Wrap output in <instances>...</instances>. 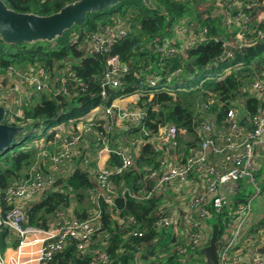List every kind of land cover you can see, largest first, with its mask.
<instances>
[{
  "label": "built area",
  "instance_id": "1",
  "mask_svg": "<svg viewBox=\"0 0 264 264\" xmlns=\"http://www.w3.org/2000/svg\"><path fill=\"white\" fill-rule=\"evenodd\" d=\"M231 1L236 3L235 13L229 12L230 4H225L227 0H214V6L225 7L226 29L230 31L233 26L238 29L233 39L223 43L225 57L231 55L229 50L231 47L253 44V40L249 41L245 38L253 18L244 11L243 0ZM251 1L246 5L247 8L263 6L254 19L264 22V0ZM201 13L205 14V11ZM178 30L185 34L186 43H177L174 38L162 41L154 39L148 46H152L161 59L175 55L185 57L188 48L211 40L207 26H201L195 22L189 23L184 18L176 24L175 31ZM127 33L128 25L124 21L116 20L102 26L98 31L87 35L84 42L86 54L108 50ZM241 65L238 63L234 67ZM64 70V73L57 71L55 66L52 70H48L39 61L27 64L22 69L9 66L0 70V105L5 108V120H13L14 116L22 117L23 107L35 102L42 94L69 95L65 74L69 77L74 74L68 71L69 67H65ZM126 71L127 67L121 63L118 55H112L106 59L100 80L103 99H108L105 86L114 91L121 85L120 75ZM180 72L181 68H176L173 74L177 75ZM159 78L155 71H151L146 76V88L132 94L118 96V98L127 95L150 96L154 92L174 94V89L171 87L157 86ZM9 93L13 101H8ZM251 95L260 102L256 113L249 120L251 128L240 123L238 107H230L220 124H216L211 119L199 121L196 132L200 142L188 151L169 153L167 145H171L173 149L179 147L178 135L181 130L174 124L162 126L149 139L153 149L160 153V167L148 171L147 177L153 182L149 189L144 191L135 192L121 182L115 184L112 179L116 173L134 166V160L144 143L142 137H131L126 148H112L108 140V135L118 122L129 128L141 123L145 110L140 106L128 108L114 106L111 103L105 105L102 118H88L87 121L84 119L79 129L70 132L68 136L61 137V142L54 152H49L45 148L39 149L38 155L43 157L45 163L41 165V162H33L26 175L2 191L3 198L10 207L3 214L0 204V226L6 227L17 241V245L7 263L3 258L0 264H44L52 258L54 252L63 249L72 240L76 241L77 249L81 253L92 255L89 264H109L111 261L109 254L101 248L92 246L94 226L101 224L103 210L110 213L111 218L116 219L120 226L125 223L129 235L140 237L143 232L137 228L134 218L119 217L120 208L116 199L130 198L138 201L157 196L163 198L166 193L172 195L176 208L177 201H182L185 229V236H183L185 242L183 244H178L176 241L169 242L167 247H170V250L176 249L180 257L189 260V264H208L202 250L209 244L212 235L207 232L211 228L207 221L209 219L216 221V216L220 217L223 224L222 231L217 234L215 242L218 263L264 264V252L258 251L264 246V229L254 233L244 231L245 226L252 219V199L259 198L260 195L264 196V190L260 188L254 175L255 152L260 148L264 149V77L252 81ZM51 128L41 133V136L34 141V145L44 140L46 133L54 132L57 126L52 130ZM140 131L145 135L149 133L143 127ZM90 133L94 135L96 143L101 144L100 152H116L121 158L120 166L114 164L89 169L90 178L94 183V187L87 191L93 203L92 211L86 218L78 219L66 216L64 211L57 210L48 228L30 224L25 207L22 206L23 203L42 194L58 177H66L64 165L69 161L82 156L85 166L88 167L89 153L85 150L89 146L84 140ZM56 137H58L57 134ZM243 183H250L253 193L246 201L234 203L231 195L236 194ZM165 206L164 204L158 207L163 216L155 221L156 230L159 231L165 224L170 223L174 226L172 234L177 236L180 218L173 213L168 214L169 208ZM104 236L108 237V234L105 233ZM193 253L195 257L188 258ZM159 256L164 258L163 254ZM131 264L165 263H161L158 256L143 259L140 252H134Z\"/></svg>",
  "mask_w": 264,
  "mask_h": 264
},
{
  "label": "trees",
  "instance_id": "2",
  "mask_svg": "<svg viewBox=\"0 0 264 264\" xmlns=\"http://www.w3.org/2000/svg\"><path fill=\"white\" fill-rule=\"evenodd\" d=\"M2 1L8 8L17 12L49 15L75 0ZM150 3L151 6L143 0H123L106 9L87 13L81 24L72 25L51 41L8 44L0 39V70L9 66L22 69L27 64L39 61L48 70H52L55 66L57 71L64 73V68L69 67L68 71L74 74L71 77L65 74L70 96L64 94L59 99L52 94H42L35 102L23 107L22 117L14 116L13 120L6 119V123L22 126L25 131L16 134L10 146L0 152V204L3 214L10 205L5 202L2 191L17 182L25 172L27 173L36 159L35 149L27 142L39 137L37 130L41 129L42 133H45L53 126L76 122L100 104L109 105L118 96L146 88V76L152 69L160 74L158 86L164 84L168 75L181 63H185L184 72H199L196 81H187L184 84L188 89L198 85L206 76L214 77L206 79L200 87L179 90L174 93L175 95L155 92L151 99H148V95L138 98L137 105L144 108L145 116L138 126L130 127L127 132L133 137L141 136L144 143L134 166L113 176L117 184L121 182L135 192L149 189L152 180L147 177L148 171L160 167V153L153 149L149 141L150 137L158 132L159 127L174 124L180 130H184V138L178 137V141L183 145L184 150L188 151L200 142L196 128L201 118L206 116V113L202 116L203 111L220 123L225 118L231 102L243 94L247 114L243 122H248L256 113L260 102L244 91V85L249 83L250 77L254 75V70L249 66L260 63L264 65L262 56L264 38L258 39L256 45H250L247 52L239 51L233 57L218 61L225 49L224 39L218 35L220 31L217 27L218 19L205 18L197 12L196 5L200 0H150ZM261 8L263 6L256 7L255 12ZM243 9L250 13L254 10L246 6ZM184 17H190L198 20L202 25H207L212 36L211 40L188 48L186 59L180 55L161 59L148 44L154 39L160 41L167 39L178 21ZM116 20L127 23V35L112 44L108 50L87 55L84 48L87 35ZM252 28L256 29L252 34L255 35L258 29L264 31V24L253 21ZM245 38L252 40L249 34H246ZM112 55H118L121 63L127 67V71L119 77L121 85L108 93V99H103L101 74L105 69L106 59ZM161 62H164L162 69H160ZM239 62L245 65L219 80L216 79V74L221 73L227 66ZM141 127L149 132L148 135L140 131ZM53 138H56L55 131L47 134V140ZM110 158L112 161L109 165H121L120 155L116 152H113ZM93 187L94 183L90 176L85 175L83 170H75L59 189L47 190L38 201L30 204L26 209L29 223L48 228L49 216L55 215L59 208L68 204L70 192L81 201L84 190ZM161 199V196L138 201L117 198L116 203L120 208L119 217L134 218L137 228L142 230L143 235L140 237L129 235L125 223L120 226L116 219L111 218L110 213L103 210L101 224L94 226L92 246L101 248L109 254L111 258L109 264H131L134 252H140L143 259L158 256L159 261L165 264H189V260L180 257L176 249L170 250V247H167L169 242L176 241L178 244L185 242L184 237L172 234L173 224H165L159 231L156 230L155 221L163 216L158 209L159 206L164 205ZM244 201L246 197L240 192L233 196L234 203ZM78 215L76 217L78 219L88 216L84 213ZM215 219L219 225V234L222 231L221 219L218 216ZM261 225H264V218ZM105 233L108 237L104 236ZM8 236L6 227L0 226L2 249L7 244ZM16 245L17 241L13 246ZM160 254H163L164 258H161ZM193 256L195 257L194 253L188 258L193 259ZM91 258V254L81 253L77 249L76 241L72 240L63 249L54 252L52 258L44 264H89Z\"/></svg>",
  "mask_w": 264,
  "mask_h": 264
},
{
  "label": "crops",
  "instance_id": "3",
  "mask_svg": "<svg viewBox=\"0 0 264 264\" xmlns=\"http://www.w3.org/2000/svg\"><path fill=\"white\" fill-rule=\"evenodd\" d=\"M227 1L228 2L225 4H227V5L230 4V7L228 9L229 12L235 13L236 3L231 1V0H227ZM202 2H207V1L206 0H200V3H202ZM250 2H252V1L251 0H243L242 1L243 8H244V6L249 4ZM242 3H240V4H242ZM197 5H196V7H197ZM256 7H259V6H256ZM256 7H254V10H251V13L245 11L246 13L251 15V17L253 18L251 23L249 24V31L246 33L252 37L253 45L257 44L256 42L258 41V39L264 38V31H262L261 29H258L255 35H252L254 33V31L256 30L255 28L254 29L252 28L253 21H256L254 19V16L262 9V8L257 9L255 12ZM197 12L201 13L203 11H197ZM201 16H204L205 18L215 19V20L218 19L217 20V27L220 30L218 35L220 38L222 37L224 39V41L231 40L235 37V34H236L238 29L235 26H233L232 29L229 31L226 29V27L224 25V16H225V7L224 6H214V0H211L209 7L205 10V14L201 13ZM184 19H186L189 23L195 22L201 26H207V25H202L198 20H193L190 17L189 18L184 17ZM260 23L264 24L263 21H261ZM209 31H210V29H209ZM259 32H261V33H259ZM209 35H210V37H212L210 32H209ZM168 38L176 39L177 43H183V44L186 43L185 34L179 30L175 31V27L172 30V33L168 36ZM244 47H247V46H244ZM231 48H241V47H231ZM231 48H229V50L231 52V55L229 57H233V55L236 53V52L232 53ZM223 55H224V51H223L222 56ZM222 56L217 60L218 61L223 60ZM262 56L264 57V54ZM183 58L186 59V55ZM225 58H227V57H225ZM161 63L162 64H161L160 69H162V67L164 66V62H161ZM239 63H241V62H239ZM236 64H238V63H236ZM236 64L227 66L221 73L216 74V79L219 80V79L225 77L227 74L231 73L232 71H235L239 68H242L245 65V64L241 63L242 64L241 66L235 68L234 66ZM184 67H185V63H181V65L179 67H177V68H181V72L177 75H174L173 74L175 71L174 70L172 73H170V75H168L166 82L164 84H162L161 86L173 87L174 85H177V87H173V89L175 88V90H174V93H175L176 91H179V90H192V89H195V87H197V86L200 87L206 79H209V78L212 79V77H214V76H206L205 78H203L202 80L199 81L198 85L191 86L188 89L184 86V84H186L187 81H196L197 77L199 75V72H190L191 74L186 73V72H184ZM249 67H251L254 70V75L252 77H250V79L248 81L249 83L244 85V91H246V93L251 95V83L255 79L264 77V65H262L260 63L257 65H250ZM151 71L156 72V70H153V69ZM151 71H149V72H151ZM149 74H147V75H149ZM157 74L160 77V74L159 73H157ZM183 74H185L184 75L185 77L183 80H181V76ZM159 80H160V78H159ZM145 82H146V80H145ZM158 85H159V83L157 84V86ZM158 87H160V86H158ZM154 93L151 94L148 99H151L153 97ZM8 96H9L8 101H13L12 95L10 93L8 94ZM138 98L139 97H134L132 95H127L126 97H123V98L116 97L115 99L112 100L111 104L114 106H118V107L130 108L133 106H138L137 105ZM13 106H14V108H16L14 103H13ZM104 107H105L104 103L100 104L99 106H97L93 110L87 112L85 115L80 117L81 119L79 118V120L76 122H68V123H64L61 125H57V128H55V133L57 134L58 137L53 138V139H55V147L54 148L49 146L51 140H47V134L44 135V140L38 141V143H36V145H34V141L39 137H36V138L32 139L31 141H29L28 145L33 146V148L35 149V152H36V159H35L34 163L37 161L39 163L41 162V165H43V162L45 163L43 157L38 155L39 149L45 148L49 152H54L61 142V140H60L61 137L68 136L70 134V132L76 131V129H79L83 125L82 121L84 119L87 121L88 118H102L104 115ZM230 107H238V109H239V112H238L239 115L238 116H239L240 123L246 125L248 128H251L250 121H248V122L244 121L243 122V119L247 118L246 110L244 107V95L241 94L238 97H236L235 100H233L231 102ZM205 113H206V116L201 118V119H211L216 124H220L224 120L223 119L220 123H218V122H216L214 117L207 114V112L203 111L201 113L202 116L205 115ZM161 128H162V126L159 127V129H161ZM128 129H130V128L126 127L121 122H118L117 126H114L113 131L108 135L109 136L108 140H109L110 146L112 148H116V147L126 148L128 146L130 138L133 137V136H131V134H129L127 132ZM183 135H184V130H181V134L179 133L178 137L184 138ZM84 142L87 143V145L89 146L88 149L85 150L86 152L89 153V165H88V167L85 166L82 156L75 158L72 161H69L68 163H66L64 165V168L66 167L67 176L66 177H58V178H62L61 184H59L55 187L51 186V187L47 188L42 194L36 196L33 200L26 202V203H23L22 206L25 207V210L30 206V204L32 202L38 201L40 199V197L47 190L53 189V188L59 189L61 187V185L64 183V181L66 180V178L68 176H70L75 170H83L84 173L86 172L85 175H88V177L89 176L91 177V174L89 171L90 168L95 169V168H102L105 166H109V162L112 161L110 158V155L112 153H108L107 151H101L100 152V149L102 146H101V144L96 143L95 137L92 133H90V135L84 140ZM167 148H168V145H167ZM182 150H184V148H183L182 144L180 145V143H179V147L176 149L172 148L170 151L168 148V152L171 154H172V152L177 153V152L182 151ZM159 160H160V156H159ZM134 162H135V160H134ZM254 163H255V167H256L255 171H254L255 179H256L257 183L259 184L260 188L262 190H264V149L260 148L255 152ZM26 174L27 173L25 172L24 175H26ZM112 179H113V177H112ZM113 181L115 184H117V182H115L114 179H113ZM152 182H153V180L150 182V185L152 184ZM118 184H119V182H118ZM84 191L85 192L83 194V198L81 201L78 200V198H76L72 192H70L68 204L62 206L61 208H59V210L64 211L65 215L69 216V217H78L79 216L78 214H83V213L86 214V216H87L92 211L91 208L93 207V203L89 199L88 192L86 190H84ZM238 192L242 193L246 197V199H248L253 193V187L250 183H243L242 188H240V190ZM234 195L235 194L231 195L232 201H233ZM161 202L166 204V207L169 208V210L167 209L168 214L173 213V214H175V216L179 217L180 220H181V218L183 219V209L184 208L181 207V205H182L181 200L177 201V208H176V202H174L172 195L170 193H166V195L161 199ZM251 206H252V210H253L252 219H251L250 223H248L245 226L244 231L254 233L259 229H262V230L264 229V225H261V221L264 218V196L260 195L259 198L252 199ZM49 217L50 218L48 220V223L50 224V222L54 218V215L52 214ZM207 223L211 225V228L207 232H210L212 234L214 225L217 226V230L219 229L218 223L216 221H214L213 219H209L207 221ZM221 227H223L222 222H221ZM177 232H178L179 236H182V237L185 236L184 222H183V226H181L180 222H179V225L177 226ZM15 241L16 240L9 233V236L6 238V242H7L6 246L2 249L1 245H0V260L4 258V261L7 263V261L9 260V257L12 255V253L15 250L16 246H13ZM33 264H36V263H33Z\"/></svg>",
  "mask_w": 264,
  "mask_h": 264
},
{
  "label": "water",
  "instance_id": "4",
  "mask_svg": "<svg viewBox=\"0 0 264 264\" xmlns=\"http://www.w3.org/2000/svg\"><path fill=\"white\" fill-rule=\"evenodd\" d=\"M123 0H75L64 5L58 11L49 15H38L34 13L17 12L8 8L5 3L0 0V39L8 44L30 43L34 41L46 40L51 41L62 32L70 28L74 24H81L87 13L100 11L116 5ZM151 6L150 0H143ZM256 45V44H255ZM250 46L241 48H231L232 53L243 51L247 52ZM225 58V54L222 59ZM188 66L191 68L190 64ZM108 94L113 89L105 86ZM59 99L62 96H57ZM5 108L0 105V152L9 147L16 134L23 130L22 126H14L6 123ZM171 151L172 146L168 145ZM86 173V172H85ZM62 178H58L52 186L61 184ZM183 226V219L180 220ZM217 226H213V231L209 244L202 250L208 264H219L216 258V239ZM264 252V246L258 249Z\"/></svg>",
  "mask_w": 264,
  "mask_h": 264
},
{
  "label": "rangeland",
  "instance_id": "5",
  "mask_svg": "<svg viewBox=\"0 0 264 264\" xmlns=\"http://www.w3.org/2000/svg\"><path fill=\"white\" fill-rule=\"evenodd\" d=\"M207 2H202V3H197L198 5H197V7H196V9H197V11H205L208 7H209V4H210V1L211 0H206ZM191 74V73H190ZM185 74H183L182 76H181V80H183L184 79V76ZM55 128V126H53L52 128H51V130L52 129H54ZM23 133H24V131H25V129L23 128ZM42 133V130L40 129V130H37V134H39V136H41L40 134ZM43 137V136H42ZM28 143V142H27ZM26 144V143H25ZM49 146L50 147H55V139H53V140H51V142H50V144H49Z\"/></svg>",
  "mask_w": 264,
  "mask_h": 264
}]
</instances>
